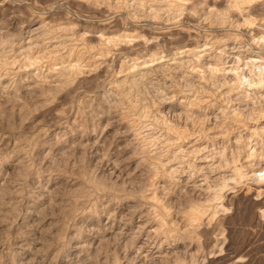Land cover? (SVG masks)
Listing matches in <instances>:
<instances>
[{
	"label": "rangeland",
	"instance_id": "obj_1",
	"mask_svg": "<svg viewBox=\"0 0 264 264\" xmlns=\"http://www.w3.org/2000/svg\"><path fill=\"white\" fill-rule=\"evenodd\" d=\"M176 1L0 0V264H264V0Z\"/></svg>",
	"mask_w": 264,
	"mask_h": 264
},
{
	"label": "bare ground",
	"instance_id": "obj_2",
	"mask_svg": "<svg viewBox=\"0 0 264 264\" xmlns=\"http://www.w3.org/2000/svg\"><path fill=\"white\" fill-rule=\"evenodd\" d=\"M179 1V0H178ZM178 1H176L174 4H173V7L174 8H178V7H180L181 5L179 4V2ZM250 0H229L228 1V9L226 8V10L227 11H230V9L231 8H234V14H238L240 11L242 12L243 10H241V4H243V3H246V2H249ZM169 7V6H168ZM230 8V9H229ZM168 9V8H167ZM178 9H180V8H178ZM178 9H176V10H178ZM154 10H156V9H154ZM175 10V9H174ZM218 12V11H217ZM225 12V11H224ZM244 12V11H243ZM156 13H157V11H156ZM154 15V14H153ZM211 15V14H210ZM248 15V14H247ZM225 16V15H224ZM202 17V16H201ZM215 17V16H214ZM222 20V19H221ZM227 20V19H226ZM245 22H249V21H247V20H244ZM263 32V31H262ZM113 42V41H112ZM218 57V56H217ZM151 60H149V62H150ZM148 61H143V64H146ZM142 64V65H143ZM136 65L138 66V64L136 63ZM136 65L134 64V67H136ZM69 66V65H68ZM150 66V65H149ZM67 67V66H66ZM72 67V66H71ZM75 67V66H74ZM61 68V67H60ZM63 68V67H62ZM64 69H66V68H64ZM151 69V68H150ZM150 69H148L149 70V73H150ZM73 70V69H72ZM77 70V69H76ZM148 70H145L144 69V72L143 73H140L141 74V77H144V76H146L147 74H148ZM155 70V69H154ZM157 70V69H156ZM217 69L216 68H213V71H216ZM65 71V70H64ZM69 71V70H68ZM71 71V70H70ZM152 71V70H151ZM60 72H62V71H60ZM63 73V72H62ZM64 73H66V72H64ZM69 73V72H68ZM65 75V74H64ZM128 75V74H127ZM134 75V74H133ZM215 75V74H214ZM140 77V76H139ZM147 77V76H146ZM212 77V76H211ZM126 78V77H125ZM135 78V77H134ZM213 78V77H212ZM143 79V78H142ZM146 78H144V80H145ZM65 81V80H64ZM124 81V80H123ZM122 80H121V83L123 82ZM126 81V80H125ZM127 81H128V78H127ZM139 80H138V76H137V79L135 78V79H133V76H132V80H131V82H129L128 84H126V83H124V84H126V85H132V87H133V89H134V86H136L139 82H138ZM250 82H251V80H250ZM249 82V83H250ZM122 83V84H123ZM145 83V82H144ZM248 83V84H249ZM117 84V83H116ZM122 84H121V86H122ZM233 84V83H232ZM139 85V84H138ZM234 85V84H233ZM37 86V85H36ZM120 86V87H121ZM38 87V86H37ZM128 87V86H127ZM126 86L124 87V89H126L127 88ZM235 87V86H234ZM122 88V87H121ZM136 88H138L137 86H136ZM135 88V89H136ZM124 89H123V91H124ZM132 89V88H131ZM131 89L129 88V90H127L128 92H126V97H129V96H127L128 94L130 95V92H131ZM234 89V88H233ZM130 91V92H129ZM124 98V97H123ZM130 100V99H129ZM129 102V101H128ZM250 115V114H249ZM248 115V116H249ZM250 153V152H249ZM248 155V154H247ZM249 157H250V154H249ZM236 169V168H235ZM259 169V168H258ZM252 170V169H251ZM259 171V170H258ZM257 171V173L256 174H254L255 176H256V178L258 177V179L260 178V177H262L263 179H264V169H262V170H260L259 172ZM251 172V171H250ZM254 172V171H253ZM256 172V171H255ZM254 172V173H255ZM253 175V177H255ZM224 183V182H223ZM224 185V184H223Z\"/></svg>",
	"mask_w": 264,
	"mask_h": 264
}]
</instances>
